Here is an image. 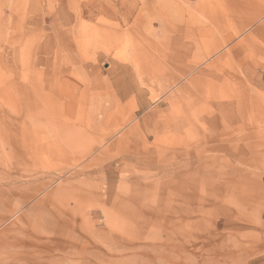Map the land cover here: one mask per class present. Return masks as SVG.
<instances>
[{"label":"rangeland","instance_id":"1","mask_svg":"<svg viewBox=\"0 0 264 264\" xmlns=\"http://www.w3.org/2000/svg\"><path fill=\"white\" fill-rule=\"evenodd\" d=\"M263 64L264 0H0V264H217L261 206Z\"/></svg>","mask_w":264,"mask_h":264},{"label":"crops","instance_id":"2","mask_svg":"<svg viewBox=\"0 0 264 264\" xmlns=\"http://www.w3.org/2000/svg\"><path fill=\"white\" fill-rule=\"evenodd\" d=\"M134 66L136 70H140V72L143 73V70L145 69L144 62H136ZM255 83L259 88L264 89V64L257 72ZM261 183L263 188L261 191V206L258 211L256 222L251 223L252 227L247 226V224H242L241 222L237 221L236 218H222L216 223V231L218 234H223L224 236L222 242H217L215 254V260L217 264H240L241 256L236 255V242H239L238 239L246 236L251 237L254 232L264 234V173L261 178ZM244 243L251 247V238ZM254 257H256V252L252 253L249 250L247 254L245 253V263L247 264V262L253 261L252 258Z\"/></svg>","mask_w":264,"mask_h":264},{"label":"bare ground","instance_id":"3","mask_svg":"<svg viewBox=\"0 0 264 264\" xmlns=\"http://www.w3.org/2000/svg\"><path fill=\"white\" fill-rule=\"evenodd\" d=\"M259 109V108H258Z\"/></svg>","mask_w":264,"mask_h":264}]
</instances>
